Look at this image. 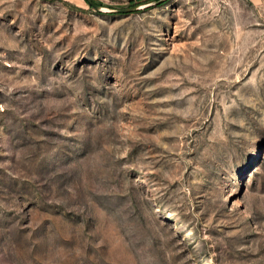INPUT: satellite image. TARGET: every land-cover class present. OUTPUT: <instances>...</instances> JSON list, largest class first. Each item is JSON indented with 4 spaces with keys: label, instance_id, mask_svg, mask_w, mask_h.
<instances>
[{
    "label": "rangeland",
    "instance_id": "rangeland-1",
    "mask_svg": "<svg viewBox=\"0 0 264 264\" xmlns=\"http://www.w3.org/2000/svg\"><path fill=\"white\" fill-rule=\"evenodd\" d=\"M0 264H264V8L0 0Z\"/></svg>",
    "mask_w": 264,
    "mask_h": 264
},
{
    "label": "crops",
    "instance_id": "crops-1",
    "mask_svg": "<svg viewBox=\"0 0 264 264\" xmlns=\"http://www.w3.org/2000/svg\"><path fill=\"white\" fill-rule=\"evenodd\" d=\"M256 7L264 8V0H250Z\"/></svg>",
    "mask_w": 264,
    "mask_h": 264
},
{
    "label": "water",
    "instance_id": "water-1",
    "mask_svg": "<svg viewBox=\"0 0 264 264\" xmlns=\"http://www.w3.org/2000/svg\"><path fill=\"white\" fill-rule=\"evenodd\" d=\"M96 9H99V7H97V6H94Z\"/></svg>",
    "mask_w": 264,
    "mask_h": 264
}]
</instances>
